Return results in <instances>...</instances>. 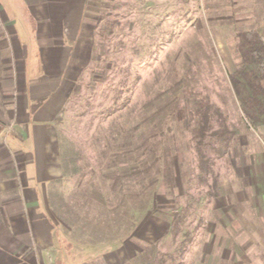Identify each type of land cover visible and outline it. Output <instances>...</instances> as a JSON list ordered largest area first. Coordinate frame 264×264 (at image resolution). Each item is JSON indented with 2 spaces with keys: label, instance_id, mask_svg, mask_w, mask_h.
I'll list each match as a JSON object with an SVG mask.
<instances>
[{
  "label": "rangeland",
  "instance_id": "1",
  "mask_svg": "<svg viewBox=\"0 0 264 264\" xmlns=\"http://www.w3.org/2000/svg\"><path fill=\"white\" fill-rule=\"evenodd\" d=\"M18 1L28 10L25 0ZM92 1L87 20L91 36L84 38L79 67L72 68L75 83L59 130L67 155L77 153L65 168L64 190L70 187L78 199H91V193L99 199L106 182L97 149L113 128L143 122L139 138H146L139 142L145 150L152 146L157 151L161 143L156 123L168 113L161 114L163 104L176 97L190 118L194 103L207 97L240 128L228 156L215 164L219 195L207 202V186L197 179L192 133L187 125L171 121L165 142L174 155L177 188L171 194L161 186L137 235L148 250L125 264H162V259L165 264H264V127L254 129L241 120L230 82L240 62L233 54L236 30L256 29L264 36V0ZM107 20L119 23L114 34L105 31ZM29 23L37 28L32 19ZM116 102L119 109L107 116ZM96 136L101 137L98 144ZM178 210L186 216L180 234L164 235ZM185 231L194 240L181 256L177 247ZM158 235L164 236L156 240ZM103 250L107 254L114 249L105 244Z\"/></svg>",
  "mask_w": 264,
  "mask_h": 264
},
{
  "label": "crops",
  "instance_id": "2",
  "mask_svg": "<svg viewBox=\"0 0 264 264\" xmlns=\"http://www.w3.org/2000/svg\"><path fill=\"white\" fill-rule=\"evenodd\" d=\"M91 2L25 0L26 10L0 0V37L7 35L0 43V264H125L144 249L143 222L115 248L70 242L49 203L52 182L66 178L59 130L72 68L91 36Z\"/></svg>",
  "mask_w": 264,
  "mask_h": 264
},
{
  "label": "trees",
  "instance_id": "3",
  "mask_svg": "<svg viewBox=\"0 0 264 264\" xmlns=\"http://www.w3.org/2000/svg\"><path fill=\"white\" fill-rule=\"evenodd\" d=\"M115 26H119V23L107 20L104 29L114 34ZM236 39L233 54L240 62L230 74L231 86L241 109V120L245 119L254 129L261 128L264 127V36L256 29L241 28L236 30ZM112 106V112L107 116L119 109L118 102ZM163 106L166 108L161 109V114L166 111L168 113H165L163 122L160 119L156 123L161 143L157 151L152 146H148L146 151L145 144L139 142L146 138L143 135L139 138L143 122H138L131 128H113L111 133L104 137L105 142L98 146L97 153L102 180L106 182V191L101 193L99 199H95L92 193L91 199H84L81 195L78 199L75 196L78 194H71L70 187L64 190V179L52 182L49 203L55 216L63 223L70 242L73 240L81 244L111 245L119 243L133 235L151 214L148 208L152 206L161 186H166L169 193H175L177 179L174 155L165 142L171 121L184 127L187 125L192 133L191 141L198 169L197 179L200 184L207 186V202L219 195L220 180L215 171V164L219 158L227 157L230 149L237 143L240 136L239 125L233 123L228 115L207 97L194 103L190 118L186 109L178 107L176 97L167 100ZM145 123L148 124L147 121ZM153 131L155 134L156 131ZM100 140L101 137H95L97 144ZM61 144L65 156L64 167L67 168L75 162L77 153L68 156L65 145L62 142ZM68 193L70 197L65 200ZM190 207L191 202L187 201L185 210L188 211ZM185 218V214L178 210L171 219L168 234L178 236ZM189 234V231L183 232L184 239L177 247L181 256L188 251L194 240ZM147 250L148 248H144L139 255L144 256ZM170 256L173 254L170 253ZM138 257L137 255L134 259L137 260ZM161 262L165 264L164 259Z\"/></svg>",
  "mask_w": 264,
  "mask_h": 264
}]
</instances>
